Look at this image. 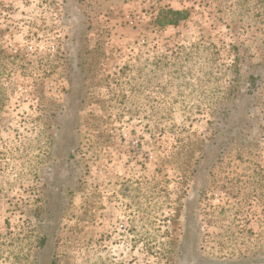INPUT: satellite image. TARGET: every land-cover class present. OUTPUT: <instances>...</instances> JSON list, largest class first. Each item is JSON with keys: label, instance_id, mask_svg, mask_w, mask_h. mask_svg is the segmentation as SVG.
I'll return each instance as SVG.
<instances>
[{"label": "rangeland", "instance_id": "rangeland-1", "mask_svg": "<svg viewBox=\"0 0 264 264\" xmlns=\"http://www.w3.org/2000/svg\"><path fill=\"white\" fill-rule=\"evenodd\" d=\"M0 264H264V0H0Z\"/></svg>", "mask_w": 264, "mask_h": 264}, {"label": "trees", "instance_id": "trees-1", "mask_svg": "<svg viewBox=\"0 0 264 264\" xmlns=\"http://www.w3.org/2000/svg\"><path fill=\"white\" fill-rule=\"evenodd\" d=\"M168 14H171L174 16V19H169L166 24L168 25H176L179 22L178 16L181 15L180 12L176 11H169ZM177 16V18H175Z\"/></svg>", "mask_w": 264, "mask_h": 264}]
</instances>
